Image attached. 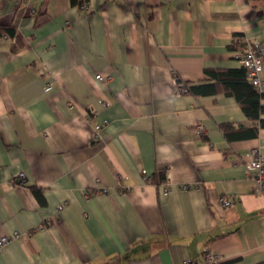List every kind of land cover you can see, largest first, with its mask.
<instances>
[{
	"label": "crops",
	"instance_id": "0c3cea01",
	"mask_svg": "<svg viewBox=\"0 0 264 264\" xmlns=\"http://www.w3.org/2000/svg\"><path fill=\"white\" fill-rule=\"evenodd\" d=\"M85 5L0 0L16 33L0 36V239L18 234L0 264H264V194L244 166L264 128L245 136L221 87L180 92L264 46V0Z\"/></svg>",
	"mask_w": 264,
	"mask_h": 264
},
{
	"label": "trees",
	"instance_id": "16d2710c",
	"mask_svg": "<svg viewBox=\"0 0 264 264\" xmlns=\"http://www.w3.org/2000/svg\"><path fill=\"white\" fill-rule=\"evenodd\" d=\"M86 1L87 0L78 2V0H71V3L82 8ZM253 13L254 9L252 10L251 15ZM0 36L8 37L13 40L16 39L14 27L0 24ZM211 76L219 80V86L215 84L206 86H189L187 87V91L201 94H214L221 87L227 96L233 97L236 100L244 115L254 123V127L248 130L245 136H256L258 129L264 128V118L261 117L264 114V105L261 104V101L264 100V90L260 92L247 81L244 68L234 71L212 72ZM228 128L229 127L226 124L221 125V130L226 137H229L227 134ZM151 180L157 181V183L165 182L161 171L157 172ZM32 191L41 199L39 191L36 188H32Z\"/></svg>",
	"mask_w": 264,
	"mask_h": 264
},
{
	"label": "built area",
	"instance_id": "2783aa9c",
	"mask_svg": "<svg viewBox=\"0 0 264 264\" xmlns=\"http://www.w3.org/2000/svg\"><path fill=\"white\" fill-rule=\"evenodd\" d=\"M86 5L83 7L85 8ZM235 59L238 61L240 66L246 71L247 81L256 87L260 92L264 90V78L262 77L263 68H264V46L257 42H246L244 46L237 49L234 53ZM95 79H101L100 75H96ZM50 86H47L45 91L50 90ZM187 88L181 87L180 92H186ZM101 126H95V138L101 136ZM197 130L202 131L200 125L197 126ZM250 159L244 163L245 169L249 176L251 177L254 183V193L258 195L264 194V157L259 152L258 149H252L250 151ZM20 179L24 178V175L21 173L18 175ZM146 182H149L150 179L145 177ZM167 188H163V194L166 195ZM225 205H229L228 201H224ZM58 209H62V205L58 206ZM18 234L14 233L11 236L2 237L0 239V247L8 243L10 239L17 238ZM203 258L207 264H224L222 256L212 252L205 251L203 253ZM190 260L184 262V264H190Z\"/></svg>",
	"mask_w": 264,
	"mask_h": 264
}]
</instances>
